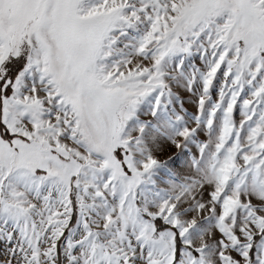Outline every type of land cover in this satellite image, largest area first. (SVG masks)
Instances as JSON below:
<instances>
[{"label":"snow or ice","instance_id":"1","mask_svg":"<svg viewBox=\"0 0 264 264\" xmlns=\"http://www.w3.org/2000/svg\"><path fill=\"white\" fill-rule=\"evenodd\" d=\"M0 264H264V0H0Z\"/></svg>","mask_w":264,"mask_h":264}]
</instances>
